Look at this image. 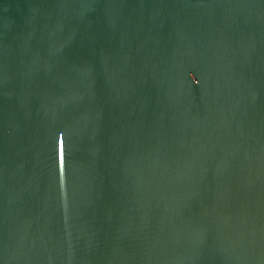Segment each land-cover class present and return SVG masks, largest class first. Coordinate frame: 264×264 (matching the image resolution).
I'll use <instances>...</instances> for the list:
<instances>
[{"label": "water", "instance_id": "1", "mask_svg": "<svg viewBox=\"0 0 264 264\" xmlns=\"http://www.w3.org/2000/svg\"><path fill=\"white\" fill-rule=\"evenodd\" d=\"M0 264H264V0H0Z\"/></svg>", "mask_w": 264, "mask_h": 264}]
</instances>
